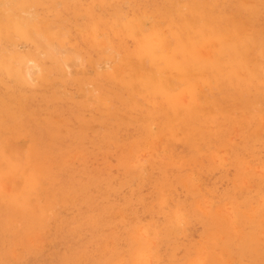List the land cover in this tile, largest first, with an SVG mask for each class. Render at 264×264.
Returning <instances> with one entry per match:
<instances>
[{"label": "rangeland", "instance_id": "obj_1", "mask_svg": "<svg viewBox=\"0 0 264 264\" xmlns=\"http://www.w3.org/2000/svg\"><path fill=\"white\" fill-rule=\"evenodd\" d=\"M36 1L0 0V264H264V0Z\"/></svg>", "mask_w": 264, "mask_h": 264}, {"label": "bare ground", "instance_id": "obj_2", "mask_svg": "<svg viewBox=\"0 0 264 264\" xmlns=\"http://www.w3.org/2000/svg\"><path fill=\"white\" fill-rule=\"evenodd\" d=\"M35 1H36V0H35ZM39 1H40V0H39ZM99 1H100V0H99ZM99 1H98V2H99ZM134 1H135V0H134ZM134 1H133V2H134ZM136 1H137V0H136ZM145 1H146V0H145ZM36 2H37V1H36ZM94 3H95V2H94ZM106 3H107V2H106ZM139 3H140V2H139ZM142 3H144V2H142ZM146 3H147V2H146ZM140 4H141V3H140ZM34 5H35V4H34ZM95 5H96V4H95ZM143 5H144V4H143ZM148 5H149V4H148ZM35 6H36V5H35ZM85 6H86V5H85ZM145 6H147V5L145 4ZM100 7H101V6H100ZM84 8H86V7H84ZM7 9H8V8H7ZM6 12H7V11H6ZM10 12H11V11H10ZM1 14H2V12H1ZM3 14H4V13H3ZM103 14H104V13H103ZM6 15H7V13H6ZM104 15H105V14H104ZM110 15H111V14H110ZM3 16H4V15H3ZM8 16H9V15H8ZM103 17H104V16H103ZM106 17H107V16H106ZM0 18H3V17H0ZM9 18H10V17H9ZM9 18H8V19H9ZM24 18H25V17H24ZM6 19H7V18H6ZM14 19H16V18H14ZM17 20H18V18H17ZM11 21H12V19H11ZM105 21H106V20H105ZM101 22H103V21H101ZM20 23H21V22H20ZM107 23H108V22H107ZM109 23H110V22H109ZM0 25H1V24H0ZM14 25H17V24L15 23ZM22 25H24V24H22ZM112 25H113V24H112ZM91 26H92V25H91ZM91 26H89V27H91ZM12 27H13V25H12ZM96 27H97V25H96ZM101 27H102V26H101ZM114 27H115V26H114ZM91 28H93V27H91ZM98 28H99V27H98ZM10 29H11V28H10ZM14 29H15V28H14ZM14 29H13V30H14ZM16 29H17V27H16ZM103 29H104V27H102V30H103ZM114 29H115V28H114ZM94 30H95V29H94ZM112 31H113V30H112ZM112 31H111V32H112ZM16 32H17V30H16ZM96 32H97V31H96ZM4 33H5V32H4ZM4 33H3V34H4ZM7 33H9V32H7ZM12 33H13V32H12ZM14 33H15V32H14ZM47 33H48V32H47ZM48 34H49V33H48ZM8 35H9V34H8ZM14 35H15V34H14ZM23 35H24V34H23ZM112 35H113V32H112ZM117 35H118V34H117ZM0 36H1V35H0ZM15 37H16V36H15ZM22 37H23V36H22ZM54 37H55V36H54ZM12 38H13V37H12ZM20 38H21V37H20ZM23 38H24V37H23ZM1 39H2V38H1ZM26 39H27V38H26ZM49 41H50V40H49ZM75 41H76V40H75ZM75 43H76V42H75ZM74 46H75V45H74ZM76 47H77V46H76ZM78 47H79V46H78ZM75 50H77V49L75 48ZM17 51H18V50H17ZM19 54H20V53H19ZM39 54H40V53H39ZM14 55H15V54H14ZM15 56H16V55H15ZM18 57H19V56H18ZM21 60H22V59H21ZM31 62H32V61H31ZM31 62H29V65H28V66H29L30 68L33 69V68L36 67V66H35V64H33V63H31ZM33 62H34V61H33ZM21 65H22V64H20V66H21ZM20 66H19V67H20ZM19 67H18V68H19ZM21 68H22V67H21ZM49 68H50V67H49ZM14 69H15V68H14ZM16 69H17V68H16ZM2 70H3V69H2ZM2 70H1V71H2ZM21 70H22V69H21ZM45 71H46V70H45ZM5 72H7V71H5ZM5 72L3 73V75L6 74ZM21 72H22V71H21ZM14 74H15V73H14ZM44 74H45V73H44ZM50 74H51V73H50ZM50 74H49V75H50ZM3 75H1V77H3ZM16 75H17V74H16ZM16 75H15V76H16ZM46 75H47V74H46ZM49 75H48V76H49ZM44 76H45V75H44ZM48 76H47V77H48ZM19 77H20V76H19ZM19 77H18V79H21L23 76H22L21 78H19ZM41 77H42V76H41ZM44 78H45V77H44ZM43 80L45 81V79H43ZM1 81H2V79H1ZM20 81H21V80H20ZM22 81H24V80L22 79ZM40 81H42L41 78H40ZM0 83H1V82H0ZM15 84H16V83H15ZM24 84H25V83H24ZM42 84H43V83H41V85H42ZM19 86H20V85H19ZM22 87H23V86H22ZM28 87H29V86H28ZM26 89H27V88H26ZM18 90H19V89H18ZM15 92H16V90H15ZM18 92H20V91H18ZM22 93H23V92H22ZM35 93H36V92H35ZM35 93H34V94H35ZM15 94H16V93H15ZM15 94H14V95H15ZM34 94H32V95H34ZM17 95H18V94H17ZM19 95H21V94H19ZM38 95H39V94H38ZM29 97H31V96H29ZM36 97H37V95L35 96V98H36ZM38 98H39V97H38ZM38 98H37V99H38ZM40 98H42V97H40ZM40 100H41V99H40ZM16 101H17V100H16ZM17 106H18V104H17ZM3 112H4V111H3ZM3 114H4V113H3ZM5 115H6V114H5ZM250 207H251V206H250ZM250 207H249V208H250ZM258 207H259V206H258ZM258 207H256V208L258 209ZM249 208H248V209H249ZM248 209H246V210H248ZM258 210H259V209H258ZM247 212H248V211H247ZM249 212H250V210H249ZM255 212H256V211H255ZM258 212H259V211H258ZM258 212H257V213H258ZM259 213H261V212H259ZM247 214H249V213H247ZM249 215H250V214H249ZM261 215H262V213H261Z\"/></svg>", "mask_w": 264, "mask_h": 264}]
</instances>
